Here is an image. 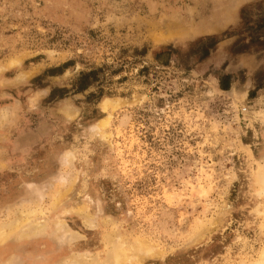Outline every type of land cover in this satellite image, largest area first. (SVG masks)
I'll list each match as a JSON object with an SVG mask.
<instances>
[{
  "label": "rangeland",
  "instance_id": "obj_1",
  "mask_svg": "<svg viewBox=\"0 0 264 264\" xmlns=\"http://www.w3.org/2000/svg\"><path fill=\"white\" fill-rule=\"evenodd\" d=\"M263 180L264 0H0V264H263Z\"/></svg>",
  "mask_w": 264,
  "mask_h": 264
},
{
  "label": "bare ground",
  "instance_id": "obj_2",
  "mask_svg": "<svg viewBox=\"0 0 264 264\" xmlns=\"http://www.w3.org/2000/svg\"><path fill=\"white\" fill-rule=\"evenodd\" d=\"M108 99V98H107ZM107 99L105 98V99H103L102 100V104L105 106L107 103ZM108 105H109V103H108ZM101 107H102V105H101ZM101 120V119H100ZM264 181V180H263ZM263 185V184H262ZM264 195V194H263ZM83 213V212H82ZM117 247H115V249H116ZM261 256H260V258H259V262L261 263H263L264 264V249L262 250V252H261V254H260ZM112 256V255H111ZM125 258V255H124V253H123V251L120 249V250H118L117 249V251H114V253H113V256H112V260H110V261H112V262H110V264H114V263H118L119 261H121V260H123ZM258 259V258H257Z\"/></svg>",
  "mask_w": 264,
  "mask_h": 264
},
{
  "label": "trees",
  "instance_id": "obj_3",
  "mask_svg": "<svg viewBox=\"0 0 264 264\" xmlns=\"http://www.w3.org/2000/svg\"><path fill=\"white\" fill-rule=\"evenodd\" d=\"M220 87H221V89H227V88H228L227 85H221ZM53 93H54V92H53Z\"/></svg>",
  "mask_w": 264,
  "mask_h": 264
}]
</instances>
